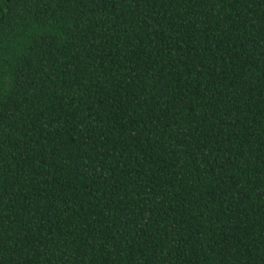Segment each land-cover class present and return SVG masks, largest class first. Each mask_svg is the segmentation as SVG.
<instances>
[{
  "label": "trees",
  "instance_id": "1",
  "mask_svg": "<svg viewBox=\"0 0 264 264\" xmlns=\"http://www.w3.org/2000/svg\"><path fill=\"white\" fill-rule=\"evenodd\" d=\"M0 264H264V0H0Z\"/></svg>",
  "mask_w": 264,
  "mask_h": 264
}]
</instances>
